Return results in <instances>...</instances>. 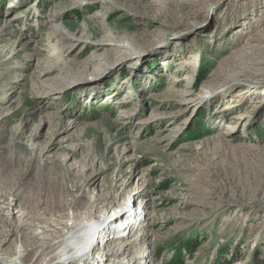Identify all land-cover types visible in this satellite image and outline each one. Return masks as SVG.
I'll use <instances>...</instances> for the list:
<instances>
[{
  "label": "rangeland",
  "instance_id": "rangeland-1",
  "mask_svg": "<svg viewBox=\"0 0 264 264\" xmlns=\"http://www.w3.org/2000/svg\"><path fill=\"white\" fill-rule=\"evenodd\" d=\"M263 30L264 0H0V264H55L30 230L97 217L104 190L107 215L138 214L115 250L146 237L147 260L99 264H264V75L246 54Z\"/></svg>",
  "mask_w": 264,
  "mask_h": 264
},
{
  "label": "bare ground",
  "instance_id": "bare-ground-1",
  "mask_svg": "<svg viewBox=\"0 0 264 264\" xmlns=\"http://www.w3.org/2000/svg\"><path fill=\"white\" fill-rule=\"evenodd\" d=\"M246 54L249 57H251V60L253 62L252 64L258 65V68L253 73L247 67L245 68V70H249L251 75H264V45L261 47L256 46L253 49L250 48V50ZM127 185L129 186L130 183H127ZM96 187L97 185L90 183L89 185H87L88 190L86 193L91 192V190L93 191V189L95 190ZM140 192H141L140 190L136 191L134 193V196L137 194L140 195ZM104 193L105 190L99 191V194L93 195V201L98 202L99 204L102 205L101 208L97 206L95 207L96 210L100 208L99 215L97 217H91L90 220L86 221L85 223L83 222V224L77 226L76 222L80 217L77 215H73L71 218L72 224L69 227H67L65 223L59 222V223H49V224L47 223V226L39 228L38 231L30 230L31 231L30 238L33 240L34 246L36 248H41V249L45 248L46 250L47 248L55 247L56 248L55 251L60 248L56 254H54L53 252V255L48 259V261L54 258V260L57 259L55 264H75L77 261H82L79 259L83 258L84 259L83 264H99L102 263V261L103 262L111 261L110 258L112 260H116L118 257H121L122 255H124V258H128L129 256L130 260H133L134 262L146 258V257H140L138 254L137 255L131 254L132 242H134L135 244H140L142 246L146 241V237H142L135 241L129 242L127 244V248L125 249L124 253H118L115 250V244H117L115 240H118L126 235L128 236L130 229H133L132 227H134L135 225L136 222L135 219L136 217L138 218V214L136 213V210L135 212L132 211V208L126 204L120 206V209L118 211L115 210L112 212V214L107 215V213L111 210V206H109L108 204L109 202L106 203L107 198L105 197ZM33 201L31 199L27 201L32 210H34V208H37L39 206L38 201L36 202ZM7 204L9 207L11 206L9 203ZM11 215L14 216V214L12 213V208H11ZM44 215L45 212L35 213V219H36L35 223L44 222L45 221ZM124 215H133L135 219L132 221V223L126 222L128 218L122 219ZM119 218H121V220ZM114 219H119L117 221L118 226L113 224L115 222ZM6 220L7 222H9L8 218ZM26 222L24 223L21 222L19 227L17 228L18 232H20L21 234L20 240H23L24 238L27 237L28 231L26 232V229L28 227H32L30 226L31 224L29 225V223ZM35 227L36 224L34 225V228ZM50 227L52 229H50ZM119 227L122 228V231H120L121 229L118 231ZM60 228H67L68 232L60 235ZM13 233L14 231L10 230V235H12ZM111 234L112 236L110 238ZM17 239H19V237ZM107 245L109 251L104 253L103 251ZM96 250L97 251L99 250L100 252L98 251V253L100 254L103 252L102 255H100V257L98 256L99 254L97 255L98 257H95L94 252ZM24 256L25 255L17 256V258L22 262ZM40 256L41 255H39L36 258V260L33 261L31 264H37Z\"/></svg>",
  "mask_w": 264,
  "mask_h": 264
},
{
  "label": "trees",
  "instance_id": "trees-1",
  "mask_svg": "<svg viewBox=\"0 0 264 264\" xmlns=\"http://www.w3.org/2000/svg\"><path fill=\"white\" fill-rule=\"evenodd\" d=\"M195 248H196V247H195ZM195 248H194V246H192V249L190 250V249H189V247H187V248H186V250H187V251H188V253L190 254V253H191V251H194V250H195ZM174 253H175V254H174L175 256H177V255H178V254H176V251H174ZM177 263H178V261H177V262H175V264H177ZM168 264H173V263H168Z\"/></svg>",
  "mask_w": 264,
  "mask_h": 264
},
{
  "label": "water",
  "instance_id": "water-1",
  "mask_svg": "<svg viewBox=\"0 0 264 264\" xmlns=\"http://www.w3.org/2000/svg\"><path fill=\"white\" fill-rule=\"evenodd\" d=\"M12 264H20L19 261L17 259H13L12 260Z\"/></svg>",
  "mask_w": 264,
  "mask_h": 264
}]
</instances>
